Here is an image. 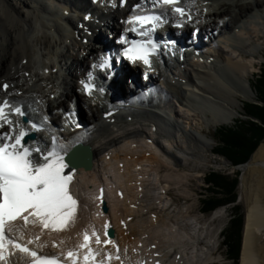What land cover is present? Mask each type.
Returning a JSON list of instances; mask_svg holds the SVG:
<instances>
[{
  "label": "bare ground",
  "instance_id": "6f19581e",
  "mask_svg": "<svg viewBox=\"0 0 264 264\" xmlns=\"http://www.w3.org/2000/svg\"><path fill=\"white\" fill-rule=\"evenodd\" d=\"M89 1L0 0V85H11L7 93L0 91V99L8 96L38 120L50 117L51 130H59L54 134L59 139L87 133L93 154L92 169L80 168L74 175L71 191L79 201L77 222L53 241L76 244L85 229H97L106 217L112 222L125 264H136L133 249L149 243L157 245L169 264H223L218 240L221 227L215 222L224 212L203 219L191 214L192 206H175L165 191L178 190L191 178L199 179V169L209 164L208 154L215 142L204 127L209 131L211 126L234 124L242 114V102L255 99L247 83L260 53L256 42L264 29V0H193L188 5L193 23L185 20L184 26L188 32L198 28V38L211 36L212 49L202 51L204 62L188 57L179 65L171 63L166 73L138 67L135 71L145 74L148 83L143 86L142 81L141 91H134L135 85L128 80L121 83L117 76L104 84L101 73L108 94L98 95L102 100L98 104L88 101L93 114L87 117L82 111L85 130L80 132L63 126V115L72 111L68 102L83 97L80 81L110 44L107 35L119 38L129 27L124 22L130 16L129 8L121 9L117 0H102L101 8L93 11ZM135 4L143 5L141 0H130V7ZM90 12L106 24V38L97 35L95 24L84 23ZM80 23L86 25V31L77 28ZM149 81L163 92L151 100ZM132 91L133 102L128 106V101L117 102ZM19 92L22 94L15 95ZM111 110L118 113L108 121L103 115ZM51 137L42 134L38 140L46 147ZM149 139L153 141L147 142ZM222 164L229 163L224 159ZM238 170L240 198L246 209L239 264H264V143ZM100 187L107 190L106 215H97L101 208L95 197ZM119 191L122 197L117 196ZM121 221L127 228L121 227ZM13 259L15 264L26 260L18 254ZM145 259L144 255L138 257L140 264Z\"/></svg>",
  "mask_w": 264,
  "mask_h": 264
},
{
  "label": "snow or ice",
  "instance_id": "6c2138e0",
  "mask_svg": "<svg viewBox=\"0 0 264 264\" xmlns=\"http://www.w3.org/2000/svg\"><path fill=\"white\" fill-rule=\"evenodd\" d=\"M124 3L125 0H121V6ZM148 5L150 8L146 7ZM142 8L146 10L135 14L137 9ZM169 11L172 16L180 18L173 24L178 29L183 28L185 20L191 21L193 18L188 10V0H143V5H134V14L124 22L129 27L125 28L117 40L122 46L119 53L102 54L99 62L92 64L91 68L107 73L106 80H111L114 75L113 64L120 63L121 59L133 65L139 61L151 69L152 55H160L158 50L162 46L168 50L169 46L174 48L176 45L175 40L161 43L154 38L157 29L168 23ZM196 31L198 29L193 32V36ZM128 33L133 38H129ZM172 54L175 55V52ZM94 80V73L89 71L87 79L80 81L85 94L92 96L93 92H98L103 95L105 89L97 86ZM9 87L4 83L0 85V91L7 93ZM72 115L67 114L68 117ZM25 116L22 106L8 96L0 99V262L9 264V258L19 252L30 258L29 264H112L113 261L124 264L119 245L109 235L110 225L107 220L103 225V233L97 232L94 227L91 231L85 229L80 242L54 255L39 254L38 249L44 246L39 243L40 235L25 239L24 232L14 226V222L21 220L24 225L38 222L42 232L48 230L59 233L72 228L78 219L79 201L70 186L77 168L87 160L90 153L87 133L70 140L53 136L46 147L30 144L26 141L30 129L43 131L44 128L42 124L37 125L31 121H25L28 125L25 127L19 120L13 119ZM44 122H47V118ZM75 126L80 127L79 124ZM118 195L122 196V193ZM95 199L104 202L103 188ZM101 236L104 238L101 239ZM59 243L63 245L64 241ZM33 244L35 248H30L29 245ZM109 245L114 251L107 250ZM51 246L56 248L58 245L53 242ZM152 247L155 248V244ZM124 253L126 255V249ZM156 264H159V260Z\"/></svg>",
  "mask_w": 264,
  "mask_h": 264
},
{
  "label": "trees",
  "instance_id": "16d2710c",
  "mask_svg": "<svg viewBox=\"0 0 264 264\" xmlns=\"http://www.w3.org/2000/svg\"><path fill=\"white\" fill-rule=\"evenodd\" d=\"M255 90L257 93V103L245 105L246 116L258 120L254 122L250 119L236 122L232 128H222L218 130L220 136L217 152L231 161L233 166L247 163L253 153L264 141V65L261 74L255 80ZM209 186V194L203 200L206 206L205 211L210 212L220 207L236 204L237 188L239 177L230 180V176L210 173L206 178ZM233 211V218L230 220V228L225 237V245L233 256L235 263H238L240 256V244L243 230V214L237 208Z\"/></svg>",
  "mask_w": 264,
  "mask_h": 264
},
{
  "label": "rangeland",
  "instance_id": "374dc122",
  "mask_svg": "<svg viewBox=\"0 0 264 264\" xmlns=\"http://www.w3.org/2000/svg\"><path fill=\"white\" fill-rule=\"evenodd\" d=\"M263 30L264 29L262 28V33L260 34V37H259L260 40H258V42H256V43H258L259 48H260V50H259L260 53L256 55L257 62L263 61L262 60V56L264 55V31ZM105 31H106V33L108 32L107 30H105ZM105 31H104V33H105ZM97 35L100 36L101 33L100 34L97 33ZM257 39H255V40L257 41ZM260 67H261V65L260 66H256V68L254 69L253 75H250L248 77V83H247L250 93L251 94H255V99H249V100H245V101L242 102V105H241L242 114L240 116L241 118H237L235 122H239L240 120L246 121V120L249 119L245 115L244 104L250 103V102H254L255 103L257 101V93H256V90H255V80L257 78V74H259ZM123 90H124V85H123ZM117 94L122 96V91H121V94H120V91L117 89ZM83 108H84V105H83ZM85 113L87 114V117H90L93 114V112H91L89 110H87V111L85 110ZM235 125L236 124L234 123V124H232L230 126H223V127L232 128ZM204 128H205L204 130H206L205 133L207 134V136L211 137L214 140V142H215L214 143V148H213V152L215 153L217 148H218L217 147V143L220 142V136L218 135V130L220 128H222V127L215 128V127L211 126L209 131L206 128V126ZM263 143H264V141L261 143V145ZM208 157H209V164H207L204 167H201L199 169V171L201 172L200 173L201 177L199 179H197V178L189 179V181L188 182L186 181V183H184V186L181 187L178 190L174 189L175 187L172 188L170 193H169L170 194V198H172L173 201L175 202L174 203L175 206H178V207L192 206L193 212L191 214H193V215H201L203 217V219L211 218L214 215V213H216L219 210L223 209L224 211L223 210L222 211L224 212V215L222 217H220L219 219H217V221L215 222V226L216 227L220 228V226H222V228H223V232H222V234L220 236L221 245H220L219 253H221V255L223 256L222 259H224V263L225 264H239L240 263L239 261H238V263H235V261L232 259L233 256L229 252L227 246L225 245V238L224 237H227V235H228L227 232L229 231V228H230L229 221L233 218V211L235 212V210H236V209H233V208H237V206H238L237 211L240 210L242 212V214H243V229H244L246 209H245V206H244V204H243V202L241 201V198H240L241 172L238 169H234L231 166V164H228V165L222 164L224 158L218 156L217 154H215L213 156L212 153H210V154H208ZM183 169H185V168H183ZM213 171L216 172L217 174L230 176V180H232L233 178L239 177V181L240 182H239V185H238V188H237V196H238V198H237L236 204H229L228 206H225V207L223 206L222 208L218 209V211H215V212H205L206 206L203 204V200H205L206 196H208V194H209V189H207L209 186L206 183V176L210 172H213ZM193 174H195V173L193 172ZM179 190H180V192H179ZM186 195L187 196L190 195V196L187 197ZM263 202H264V199H263ZM242 238H243V230H242ZM241 245H242V239H241V244H240V248H239L240 249V252H239L240 255H241ZM240 258H241V256H240Z\"/></svg>",
  "mask_w": 264,
  "mask_h": 264
},
{
  "label": "water",
  "instance_id": "95a60500",
  "mask_svg": "<svg viewBox=\"0 0 264 264\" xmlns=\"http://www.w3.org/2000/svg\"><path fill=\"white\" fill-rule=\"evenodd\" d=\"M244 165V164H243ZM243 165H241V166H243ZM85 167H87V169L88 170H90L91 168H92V165H91V163H87L86 165H85ZM240 167V166H239ZM239 167H238V169H239Z\"/></svg>",
  "mask_w": 264,
  "mask_h": 264
}]
</instances>
